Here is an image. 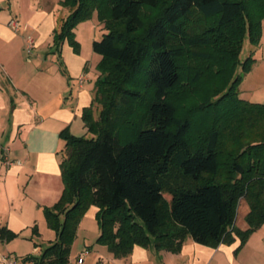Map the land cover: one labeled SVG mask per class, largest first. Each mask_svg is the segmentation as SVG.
Returning <instances> with one entry per match:
<instances>
[{
  "label": "trees",
  "instance_id": "16d2710c",
  "mask_svg": "<svg viewBox=\"0 0 264 264\" xmlns=\"http://www.w3.org/2000/svg\"><path fill=\"white\" fill-rule=\"evenodd\" d=\"M52 45L93 12L106 32L84 135L63 129V189L43 208L55 238L28 264H68L81 216L97 208L96 242L115 258L135 245L178 253L186 238L217 247L264 221V104L239 98L261 37L264 0H59ZM237 63L241 73L232 77ZM217 96V98H215ZM247 228L235 225L239 202ZM36 232V226L32 227ZM18 237L0 227V238Z\"/></svg>",
  "mask_w": 264,
  "mask_h": 264
},
{
  "label": "crops",
  "instance_id": "0c3cea01",
  "mask_svg": "<svg viewBox=\"0 0 264 264\" xmlns=\"http://www.w3.org/2000/svg\"><path fill=\"white\" fill-rule=\"evenodd\" d=\"M58 3L0 0V227L18 233L10 240L0 238V254L19 258L24 257L8 247L29 235L33 225L42 227L43 208L59 199L64 147L59 133H85L81 113L91 103L98 76L94 65L99 57L93 50L75 53L67 41L52 45L53 30L67 15L55 12ZM12 19L19 24L16 30L9 25ZM27 36L34 40L31 58L24 53ZM5 154L20 163L6 165ZM46 233L49 244L55 234ZM188 239L178 253L135 245L118 259L121 264H209L219 250L230 254L225 244L209 247ZM83 248L90 251L84 245L80 252ZM96 264L105 263L98 259Z\"/></svg>",
  "mask_w": 264,
  "mask_h": 264
},
{
  "label": "rangeland",
  "instance_id": "374dc122",
  "mask_svg": "<svg viewBox=\"0 0 264 264\" xmlns=\"http://www.w3.org/2000/svg\"><path fill=\"white\" fill-rule=\"evenodd\" d=\"M55 12L59 15L64 16L68 14V9L59 5L56 7ZM58 20V24L60 23ZM261 25V37L258 45H251L247 38L242 43L241 52L239 54L240 61H243L245 57L250 55L253 59L251 69L243 76L239 83V98L253 102L264 104V17L260 19ZM75 39L79 43V50L81 52H93L91 49V42L93 40H99L102 33L106 32L103 24L97 20L96 13L93 12L91 16L79 22L74 28ZM33 53H27L24 48L26 57L31 58L29 55ZM96 55V54H95ZM95 61L94 69L98 64L101 56ZM98 72V70L96 69ZM241 73V65L237 63L233 68L231 74L235 77ZM99 74V72H98ZM96 80V79H95ZM95 82V81H94ZM217 98V96L215 97ZM84 135V134H83ZM248 206L244 200L239 202L235 215V225L244 230L247 228V222L245 215L247 213ZM96 207L89 205L84 211L80 218L76 237L73 240L72 248L69 257L68 264H96L97 260L100 259L105 264H121V260L115 259L106 249V246L96 242L99 234L98 224L95 218ZM43 226H36V232H33L32 226L30 228V234L25 238L17 240V243L9 245L8 250L14 254L25 257L26 255L37 254L34 251H40L48 244V236L46 235L50 229L44 221ZM191 241V239H188ZM193 242V241H191ZM240 240L236 238L232 243L225 244L230 249V254L223 252L222 250L217 251L215 258L210 261L209 264H264V221L254 231L250 232L247 239L242 245L235 251L239 245ZM88 246L90 251L88 255L84 256L83 262L78 263L76 258L81 250L82 246ZM38 255V254H37Z\"/></svg>",
  "mask_w": 264,
  "mask_h": 264
},
{
  "label": "built area",
  "instance_id": "2783aa9c",
  "mask_svg": "<svg viewBox=\"0 0 264 264\" xmlns=\"http://www.w3.org/2000/svg\"><path fill=\"white\" fill-rule=\"evenodd\" d=\"M9 25L14 28L15 30L18 29L19 24L17 22V20L12 19L9 22ZM34 46V40L27 36L25 38V49L27 51V53H30V51L32 50ZM4 163L6 165H10L12 163H20L19 161H13L11 160L7 154L4 155ZM88 254V249L87 248H83V250L81 251V253L79 254L78 258H77V262L78 263H82L83 261V257L86 256ZM0 262L1 264H28L26 262L23 261L22 258H19L13 254H0Z\"/></svg>",
  "mask_w": 264,
  "mask_h": 264
}]
</instances>
